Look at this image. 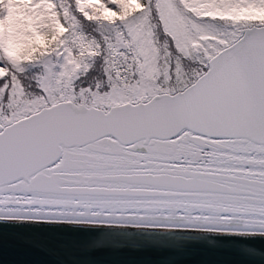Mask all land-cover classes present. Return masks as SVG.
<instances>
[{
    "label": "snow or ice",
    "instance_id": "6c2138e0",
    "mask_svg": "<svg viewBox=\"0 0 264 264\" xmlns=\"http://www.w3.org/2000/svg\"><path fill=\"white\" fill-rule=\"evenodd\" d=\"M0 264H264V0H0Z\"/></svg>",
    "mask_w": 264,
    "mask_h": 264
},
{
    "label": "water",
    "instance_id": "95a60500",
    "mask_svg": "<svg viewBox=\"0 0 264 264\" xmlns=\"http://www.w3.org/2000/svg\"><path fill=\"white\" fill-rule=\"evenodd\" d=\"M5 259H10V257L8 256L7 252L5 253Z\"/></svg>",
    "mask_w": 264,
    "mask_h": 264
}]
</instances>
